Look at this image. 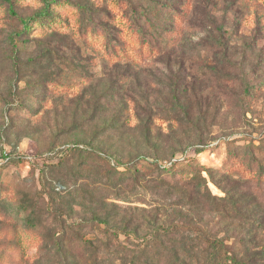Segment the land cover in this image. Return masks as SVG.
Segmentation results:
<instances>
[{"label":"rangeland","instance_id":"rangeland-1","mask_svg":"<svg viewBox=\"0 0 264 264\" xmlns=\"http://www.w3.org/2000/svg\"><path fill=\"white\" fill-rule=\"evenodd\" d=\"M42 1L0 0V264H264V0H61L17 34Z\"/></svg>","mask_w":264,"mask_h":264},{"label":"trees","instance_id":"trees-1","mask_svg":"<svg viewBox=\"0 0 264 264\" xmlns=\"http://www.w3.org/2000/svg\"><path fill=\"white\" fill-rule=\"evenodd\" d=\"M7 1H8V4L10 6L11 13L15 16L16 12L14 11L9 0H7ZM63 1L66 3H70V0H63ZM61 2H62L61 0H43L42 1V3H43L42 7L35 14H33L29 17H19V21L22 24V30L20 32H18L17 34H22V33L26 32L28 30V28L31 26V24H37V23H39V24H44V23L50 24V23H52L54 19L52 20L51 17L54 15L53 14L54 13V7ZM78 8L80 11H83L82 5H80V7H78ZM105 14L107 15V12ZM101 23H103V22H101ZM93 25H95V23ZM101 28H102L101 33L103 34V42H104L103 48H104V50L109 51L111 54H113V56H117L115 49L121 48V46H122L120 41L118 40V37H117V33H118L117 28L114 25L109 24L108 22H104L103 25H101ZM141 34L142 33H140V39H141L140 44L142 45V43H148V41L145 39V37ZM148 46H150V45H148ZM255 139H252V142H254ZM245 140H246L247 144H251L249 138L245 137ZM231 141H232V139L230 140V139L224 138L218 142H221V143L227 142L228 143ZM203 148L204 147H202V146L201 147H195V151L200 152L201 150H203ZM61 151H65L67 153L71 152V151H74V152L78 151V153H87L89 155L94 153L93 149L86 147L83 144L76 143V142L72 143L66 149L61 150ZM96 153L98 154V156H100V158L102 160L106 161L108 165L112 166V171H113L112 173L115 176H117L118 178L121 179V177L124 176L125 174H128V172L133 173V169L129 164L119 163L116 160L107 157L101 151L96 150ZM14 157H17L18 159L21 158L20 155L12 156V155H10V153H7L5 151H0V168H2L1 166L5 165L6 163L11 162ZM187 159H188L187 156H183V158L174 159L168 164H165L162 162H160V163L155 162V163L157 166H159L160 169H162L164 171H168V170L173 169L177 164H180L181 161H183V162L187 161ZM95 163H99V161L96 160ZM203 171H206V169H201L200 172H203ZM201 174L202 173H200V175L196 179H190L189 181H184L183 184L185 186L193 185L195 187L197 184V181H198V185L204 186V184H206V180H205V177L202 176ZM134 176H136V175H134ZM177 180H179V179H177ZM203 180H204V184L199 183ZM191 190H193V189H191ZM101 222H104V221H101ZM208 243H209V241H208ZM210 243L212 244V246L214 248L215 252L213 254L215 256L214 259H215L217 264H228V263L247 264L246 262L240 261V260L236 259L232 254L228 253V251L224 248V246L221 245L220 242L212 240V241H210Z\"/></svg>","mask_w":264,"mask_h":264}]
</instances>
